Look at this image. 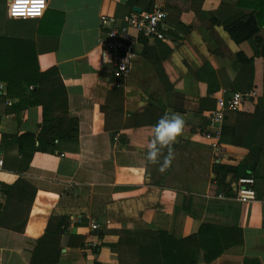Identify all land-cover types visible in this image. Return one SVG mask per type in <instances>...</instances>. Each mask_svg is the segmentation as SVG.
Here are the masks:
<instances>
[{
  "label": "crops",
  "instance_id": "obj_1",
  "mask_svg": "<svg viewBox=\"0 0 264 264\" xmlns=\"http://www.w3.org/2000/svg\"><path fill=\"white\" fill-rule=\"evenodd\" d=\"M6 1L0 0V36L21 40L30 58L35 55L40 71L57 67L68 97V113L49 110L45 119L30 93L32 84L27 87L11 76L14 85L8 90L0 64V205L7 200L3 185L23 176L38 187L37 199L41 192L55 195L45 212L53 226L64 218L66 231L86 237L83 247H63L52 264H139L123 232L135 239V234L149 230L165 231L178 240L196 233L202 224L239 228L242 243L210 261L200 250L194 264H264V180H255L252 200L225 195L213 181V163L237 166L249 157V150L206 136L212 132L207 115L218 98L255 90V100L239 112L250 114L256 105L264 109V0H47L41 17L23 19L8 17ZM133 7L165 11L168 34L157 40L130 31L133 62L128 77L122 78L98 46L112 26L102 25L101 17L120 19L135 12ZM251 16L256 31L249 39L235 40L224 28L236 17ZM90 105L107 108L106 121L118 127L113 150L123 153L115 157V164L145 160L142 182H100L105 177L88 167L81 169L77 153L59 152L44 143V138L55 137L56 129L69 130L65 120L71 116H78L73 126L79 131L92 125L100 131L104 117ZM153 110L185 119L183 133L172 146L174 158L164 172L147 159ZM133 113L141 114V124L123 126ZM54 118L61 120L60 125ZM243 126L239 124L240 129ZM23 133L42 138L30 157L21 156L18 144L9 141ZM214 145L220 148L219 155ZM166 155L165 148L160 163ZM236 179L226 177L233 192ZM112 186L130 187L108 188ZM30 213L20 237L34 225ZM13 251L0 249V264H9Z\"/></svg>",
  "mask_w": 264,
  "mask_h": 264
},
{
  "label": "trees",
  "instance_id": "obj_2",
  "mask_svg": "<svg viewBox=\"0 0 264 264\" xmlns=\"http://www.w3.org/2000/svg\"><path fill=\"white\" fill-rule=\"evenodd\" d=\"M255 24L253 16L236 17L227 22L224 28L233 39L245 40L255 34ZM163 33L168 34L164 30ZM0 64L3 67L4 77L2 78L6 80L8 90H11L14 85L9 80L11 76H15L18 82L24 81L27 87L32 84L30 93L35 97L34 102L42 106L45 119L46 112L49 110L68 113V97L57 67L53 66L40 71L35 55L33 54V58H30L28 49L23 47L21 40L0 36ZM13 66H15L14 69ZM11 68L13 71H10ZM93 107L90 105L92 111L100 112L104 117V125L100 131H95L93 125L85 132L79 131V128H75L79 122L78 116L70 115L71 117L65 120L69 130L56 129L54 138L57 141L55 142L52 137L44 138V143L50 144L59 152L77 153L81 169L88 167L93 173L105 177V180H98L100 182L105 181L109 184L142 182L145 160L137 158L126 166L115 164V157L123 153L113 150L114 136L118 132V127L114 124L109 125L106 121L109 115L107 108ZM153 111V116L151 115L148 119L155 124L163 115L157 110ZM233 113L234 117L225 114L220 125L219 140L245 146L249 150V157L237 166L216 162L212 165V172L215 175L213 181L220 186L225 195L231 197L234 196V192L229 186L230 183L226 182L227 175L230 174L235 178L251 176L254 180H264V109L256 105L250 114L239 111ZM140 116V113H133L127 117L123 126L140 125L142 121L139 119ZM245 117L247 121H244ZM53 121L58 125L61 123L58 118H54ZM241 123L244 126L240 129ZM41 131L44 134L47 132L44 126ZM74 135L75 138H73ZM78 136H81L80 142ZM40 139L34 134L23 133L10 137L9 141L18 144L21 156L30 157L32 152L37 150L35 145ZM74 178L77 181H83L78 180L76 176ZM3 187L6 190L7 200L3 206L0 205V249L12 248L17 253L12 252L9 264L57 263L63 247H83L86 244L84 235L66 231L62 223L64 218H61L55 226L52 225V218H49L45 212L53 206L55 195L41 192L37 199L38 187L23 176L19 177L14 184H4ZM129 187L108 188L116 190ZM34 203L36 206L33 208ZM29 213L33 215L31 222L34 225L20 237L30 218ZM123 233L124 242L135 249L139 264H194L195 255L200 250L204 251L205 259L210 261L229 247L242 243L241 229L230 230L209 224L200 225L196 233L178 240L165 231L149 230L144 234H135V239L129 233ZM99 235L102 236V234Z\"/></svg>",
  "mask_w": 264,
  "mask_h": 264
},
{
  "label": "built area",
  "instance_id": "obj_3",
  "mask_svg": "<svg viewBox=\"0 0 264 264\" xmlns=\"http://www.w3.org/2000/svg\"><path fill=\"white\" fill-rule=\"evenodd\" d=\"M16 0L7 1V15L12 19L39 18L43 15L47 0H27L23 12L15 11ZM35 9V10H33ZM166 13L159 7H153L151 10L136 13L131 12L120 19L112 17H101V24H112L105 31L106 39H100L98 46L102 57L111 62L114 67V73L122 78L128 77L133 62V54L129 48V41L132 36L130 31H134L137 36L150 39H164V20ZM32 88V87H30ZM256 91L233 92L227 99L218 98L214 110L209 111L207 120L212 129L207 137H219L220 125L227 112L239 111L243 105L249 101L255 100ZM214 150L219 155L220 148L214 145ZM1 163V161H0ZM255 180L251 176H241L236 179L234 188V199L246 202L255 198L254 190ZM264 227V217L262 221Z\"/></svg>",
  "mask_w": 264,
  "mask_h": 264
},
{
  "label": "clouds",
  "instance_id": "obj_4",
  "mask_svg": "<svg viewBox=\"0 0 264 264\" xmlns=\"http://www.w3.org/2000/svg\"><path fill=\"white\" fill-rule=\"evenodd\" d=\"M27 0H16L15 11L20 13L25 10ZM35 10V9H33ZM185 127V119L177 114H165L153 126V138L148 144L147 159L150 163L160 164L159 170H167L174 158L173 145L182 135ZM167 149V155L160 163V156L163 149Z\"/></svg>",
  "mask_w": 264,
  "mask_h": 264
},
{
  "label": "water",
  "instance_id": "obj_5",
  "mask_svg": "<svg viewBox=\"0 0 264 264\" xmlns=\"http://www.w3.org/2000/svg\"><path fill=\"white\" fill-rule=\"evenodd\" d=\"M133 11H135L137 13H140L141 12L140 8H138V7H133Z\"/></svg>",
  "mask_w": 264,
  "mask_h": 264
},
{
  "label": "rangeland",
  "instance_id": "obj_6",
  "mask_svg": "<svg viewBox=\"0 0 264 264\" xmlns=\"http://www.w3.org/2000/svg\"><path fill=\"white\" fill-rule=\"evenodd\" d=\"M7 2V1H6Z\"/></svg>",
  "mask_w": 264,
  "mask_h": 264
}]
</instances>
